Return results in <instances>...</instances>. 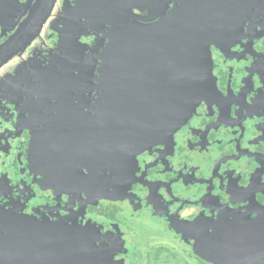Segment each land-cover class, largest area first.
<instances>
[{"label": "flooded vegetation", "instance_id": "obj_1", "mask_svg": "<svg viewBox=\"0 0 264 264\" xmlns=\"http://www.w3.org/2000/svg\"><path fill=\"white\" fill-rule=\"evenodd\" d=\"M77 1L0 67V233L19 214L92 227L99 264H264V0H187V50L212 63L177 130L182 50L106 47L107 23L61 46ZM155 1L128 0L151 4L132 22L164 18ZM35 2L3 7L0 44Z\"/></svg>", "mask_w": 264, "mask_h": 264}, {"label": "water", "instance_id": "obj_2", "mask_svg": "<svg viewBox=\"0 0 264 264\" xmlns=\"http://www.w3.org/2000/svg\"><path fill=\"white\" fill-rule=\"evenodd\" d=\"M0 2V23L7 22L9 13L2 10L5 6L8 10L11 0ZM55 2L36 0L33 14L29 13L17 31L0 44V67L38 36ZM155 2L161 8L156 16L162 17L166 9L169 13L153 25H137L132 22L131 9L142 10V7L151 6L149 2L130 4L128 0H78L76 4L64 7V39L62 37L60 43L64 47L83 45L80 38L88 34L86 28L107 23L111 27L112 40L106 47L180 48L182 53H176L181 60L176 61L179 67L176 68L175 105L170 111L172 128L177 130L195 111L196 105L188 103L202 96L201 89L208 80L206 66L208 71L212 59L210 55L206 59L200 52L195 53L194 47L187 50L189 45L199 43L196 40L199 36L187 29V0ZM172 2L174 7L168 10ZM28 3L21 4L18 13ZM188 64L190 67L187 68ZM198 82H202L203 86H199ZM3 218L5 228L0 233V264H99L98 234L90 226L36 221L19 214H9Z\"/></svg>", "mask_w": 264, "mask_h": 264}]
</instances>
